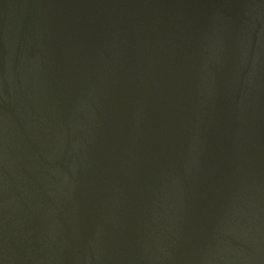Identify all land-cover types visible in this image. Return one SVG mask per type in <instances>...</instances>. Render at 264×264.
<instances>
[{"label": "water", "instance_id": "water-1", "mask_svg": "<svg viewBox=\"0 0 264 264\" xmlns=\"http://www.w3.org/2000/svg\"><path fill=\"white\" fill-rule=\"evenodd\" d=\"M0 264H264V0H0Z\"/></svg>", "mask_w": 264, "mask_h": 264}]
</instances>
